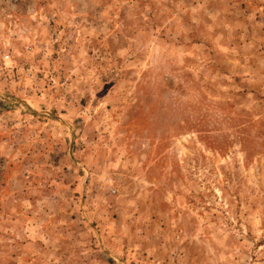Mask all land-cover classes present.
Wrapping results in <instances>:
<instances>
[{"label":"rangeland","instance_id":"rangeland-1","mask_svg":"<svg viewBox=\"0 0 264 264\" xmlns=\"http://www.w3.org/2000/svg\"><path fill=\"white\" fill-rule=\"evenodd\" d=\"M0 264H264V0H0Z\"/></svg>","mask_w":264,"mask_h":264}]
</instances>
